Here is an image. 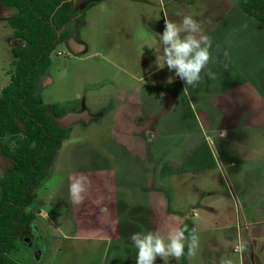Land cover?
I'll return each instance as SVG.
<instances>
[{
    "label": "rangeland",
    "instance_id": "obj_1",
    "mask_svg": "<svg viewBox=\"0 0 264 264\" xmlns=\"http://www.w3.org/2000/svg\"><path fill=\"white\" fill-rule=\"evenodd\" d=\"M94 2L73 0L74 19L62 30L69 32L67 40L52 53L51 67L39 81L38 92L45 104H59L67 109L69 117L82 118L72 123L65 119L66 115L53 118L56 124H71L72 133L56 153L30 207L37 211L36 220L42 224V230L65 252L63 257H52L51 263L47 259L46 264H135L136 249L132 247L134 253L130 256L129 246L123 244V239L128 240L124 235L129 236V223L125 221L116 224L123 233L119 235L121 246L117 244L120 248L90 243L97 242H92L95 236L109 237L110 243L118 234V230H107L110 221L100 207L112 199L137 201L143 188L150 190L152 201L173 199L172 206L181 209L182 219H188L197 231L199 247L194 255H188L187 264H221L222 260L242 264L241 256H246L248 264H264V239L255 237L260 234L258 227H264L262 223L247 225L248 243L243 242L242 253L236 251L245 232L244 221L264 218V156L258 167L248 161L249 164L227 168L224 159L233 157L239 162L235 146H240L238 142L247 131L236 136L223 130L226 124L221 115L217 120L222 124L212 116L222 112V108L217 112L211 110L216 106L213 101L218 91L245 81L260 88L264 97V25L242 12L238 15L240 20L222 15L227 18L222 19V24L231 23L229 27L223 24L214 28L211 40L217 43L215 57L201 73L203 79L199 84L188 86L184 92L185 84L174 70L166 65L158 68L157 64L164 61L159 33L166 19L179 21L189 14L207 34L210 21L221 19L212 12L208 15L205 0L184 9L176 5L188 0L175 5L167 0H105L88 10ZM101 8L106 10L104 14ZM10 16L12 13H0V95L14 70L11 49L26 45L15 37L9 25ZM142 57L146 61L136 63ZM208 68L219 76L209 78ZM147 73L146 78L140 79ZM169 78L172 83H168ZM255 132L263 141L261 147L264 129ZM196 152L203 155L194 157ZM202 162H216L215 168L201 170L205 167ZM164 164H168L169 170H193V174L160 176ZM14 167L15 163L0 154V177ZM80 174L88 178L89 184L84 199L77 203L70 196L69 185ZM100 184L106 190L102 199L98 192ZM112 186L122 190L109 192ZM52 217L62 227L61 233L48 223ZM83 217L80 222L78 219ZM144 223L143 229L134 232L158 230L167 236L174 228L167 217ZM236 229L241 233L237 234ZM63 232L70 236L68 240ZM78 234L86 237L77 241ZM21 241L13 257L20 264H33L30 237L24 236ZM156 264L183 263L181 258L167 257L157 258Z\"/></svg>",
    "mask_w": 264,
    "mask_h": 264
},
{
    "label": "trees",
    "instance_id": "obj_2",
    "mask_svg": "<svg viewBox=\"0 0 264 264\" xmlns=\"http://www.w3.org/2000/svg\"><path fill=\"white\" fill-rule=\"evenodd\" d=\"M18 11L9 19L14 35L26 43L11 49L14 70L10 83L0 95V154L15 163L0 177V264H19L13 257L20 238L30 234L37 211L30 207L37 190L44 183L56 153L68 140L72 126L60 127L53 118H63L67 109L59 104L47 105L39 95V81L51 67V55L68 37L62 31L70 21L72 0H0ZM248 18L264 25V0H237ZM194 153L193 156H202ZM212 166L202 162V167ZM168 169L164 164L160 176L184 170ZM177 171V172H176ZM193 231L189 221L181 228ZM185 246L182 263L187 264Z\"/></svg>",
    "mask_w": 264,
    "mask_h": 264
},
{
    "label": "crops",
    "instance_id": "obj_3",
    "mask_svg": "<svg viewBox=\"0 0 264 264\" xmlns=\"http://www.w3.org/2000/svg\"><path fill=\"white\" fill-rule=\"evenodd\" d=\"M95 1L96 2L90 4V6L87 7L88 10L97 4L98 5L102 4L105 0H95ZM167 1L169 3H173L175 5V3H179L181 0H170V1L167 0ZM197 1L198 0H188L187 3H181L180 5H176V7L178 6L179 9L180 8L184 9V8L191 7V6H197ZM205 2H206L205 8H207L209 11L208 15L212 12V14L218 16V19H221L220 21H218V20L217 21H215V20L210 21V30H206V31H208L207 34L210 37L213 34L215 27L222 26L223 24L226 25L227 27H229V23H231V22L223 23V24L221 23L222 19H224L222 15L226 16L227 18H228V16H232V19L237 18L240 20L238 15L242 11L240 10V8L238 6H236L237 0H205ZM0 7H1V9H8L9 6H5L0 2ZM100 11L103 14L106 12V10H104L103 8H101ZM12 14H14V13L12 12ZM227 18L224 19V21H226ZM73 19H74V17H71V20L66 24V27L68 25H70V23ZM82 20L86 21L83 18H82ZM239 20H238V22H239ZM201 26H202V24H201ZM216 44L217 43L213 42V40H212L211 54H212L213 58L215 57V46H216ZM146 59L147 58L142 57V59L139 60L138 62L136 61V63L144 62V61H146ZM209 71H211L212 73H215L210 68H208V72ZM138 76H141V74H138ZM147 76H148V73L145 74V76L141 77L140 79H144ZM218 76H219V74L215 75V77H218ZM261 95L262 94H261L260 88H256L254 84L249 83L247 81H245L244 84L242 82L241 85L239 84L238 86L231 87L228 90L223 89L221 91H218V93L215 94V97H214L215 99L213 102L216 104V106L211 110L214 112H217L219 110V107H220V108H222V112L213 113L212 116L217 117L216 118V120H217L218 115L219 114L221 115V120L223 121V124H226V126L223 130L227 129L228 132H232V133L236 134V136L242 130L247 131V133L245 132L246 134L243 135L242 138L238 142V145H240V146L239 147L235 146V148L237 149V152H239V157H238L239 162H236V160H235L236 158H233V157L228 158L229 160H225L223 158L225 161L224 164L226 165L227 168L233 169L236 167L237 164H242V165L245 164L246 165V164H249L248 161H253V164L256 167H258L260 165V160H261L262 156H264V150L262 151L264 145L260 147V144H262L263 141H259L260 135L257 134L255 131L260 129V128L264 129V97ZM210 103H212V102H210ZM242 110H243V112H242ZM122 116H123V114H122ZM217 121L219 122V124L220 123L222 124L221 121H219V120H217ZM225 131H223L224 136L226 135ZM253 133H254V136H252ZM252 137H255V140L251 141L250 139ZM235 139H237V138H234L232 140H235ZM117 142H118V140H116V143ZM131 149H132V145H131ZM122 150L125 151V148L123 147ZM132 151H133V149H132ZM133 154H134V152H133ZM220 163L224 167L223 162L220 161ZM215 164H216V162L214 163V165L204 167L201 170L212 171L215 168L214 167ZM128 168H130V167H128ZM196 170H198V169H196ZM192 171L193 170L180 172V173H176V175H180V176L184 175L185 176V174H187V173L193 174ZM118 190H122V189L118 188V187L116 188V186H112V189H108L109 192L118 191ZM149 191H146V189L143 188L142 193L139 194V196H142L143 198L141 197V199H138L137 201H134V200L113 201V199H112V201H109L104 206H101L100 212L106 213L107 217L109 218V221H110V226L107 230L108 231L118 230V234L113 236V241H111L110 243H108V241L110 240L109 237H105V236L104 237H102V236L92 237V242H94V241H97V242H94L96 244H94V243H90V244H92L94 246L98 245L101 247L105 246V248H107L109 246L110 249L112 247H114L112 249L120 248L117 246V244L120 245L119 240H122L123 233L119 232V227L116 224L123 223L124 221L129 223L127 226L128 234L134 232L137 229L140 230L141 227L143 229L145 227L144 222L146 220H149V219L156 220V218H162V219H164V218L166 219V217L170 218L171 222H173V224H174V228L175 227L181 228L182 225L184 224V222L189 221L188 219H184V220L182 219L183 214L181 212V209H175L172 206L173 199L170 201L168 199L163 200V198H160V200L155 199L154 201H152ZM98 192L100 193V195H99L100 199H102L106 195V190L102 184H100L98 186ZM145 192H146V198H144ZM72 207H74V204ZM44 215H46V213H44ZM156 216H158V217H156ZM60 219L62 220V218H60ZM84 219H85V217L78 219V220L81 222ZM91 219L92 218L90 217V220ZM177 219H178V221H177ZM255 221H252V219H248L247 221H244V223H243L244 227L243 228H244L245 232L241 235L242 236L240 238L241 242H245V243L247 242L248 243L247 225L249 223H262L264 225V218L259 219V220H255ZM57 222L58 221H56L52 217V219L51 218L49 219L48 223L52 227H54L55 231L59 230V232L61 233L63 229L60 225H58ZM177 222H178V226H177ZM40 225H42L40 223V221L36 220L32 226L31 233L24 235V236H26V239H27V236H29L31 241H32L33 246H31V259H32L33 264H46L47 259H49V258H50V263H51L52 257L60 256V255H62V257H63L64 253H65L64 249H62L60 245H54L53 244L51 236L47 235L46 231L42 230L43 226H40ZM45 225H46V227H48L47 226L48 224L45 223ZM192 228H193V225H192ZM240 229H242V228H240ZM240 229L239 230L236 229L237 234L239 232L241 233L242 230H240ZM258 229H260L259 230L260 234H256L255 237L260 238V239H264V227H262V225H261V227H258ZM193 230H195V229L193 228ZM148 231H151V230H148ZM49 233H52V232H49ZM196 233H197V231H196ZM62 234H63L64 239L68 240L70 238V236H68L66 232H63ZM119 235H122V236H119ZM24 236H22L20 238L19 243L22 242L21 239ZM185 236H187V235L185 234ZM85 237L86 236L81 235V234L75 235V238H77V241H78V239H82ZM124 237L128 238V236L126 234L124 235ZM188 237L190 238V236H188ZM102 241H105L106 243L103 244ZM123 244H125L126 246H129L130 251L128 250L127 253L130 254V256H131L134 253V248H132L133 246H132L131 242L129 240L123 239ZM110 245H114V246H110ZM18 249L19 248H17L16 251ZM226 249H230V248H226ZM95 250H97V249H95ZM188 255H189V252L187 251L186 262L188 261ZM78 257H80V256L78 255ZM241 258H243L242 264H248V262L246 263V261H248L246 259V256H241ZM181 260H182V257H181ZM262 263H264V260H262Z\"/></svg>",
    "mask_w": 264,
    "mask_h": 264
},
{
    "label": "clouds",
    "instance_id": "obj_4",
    "mask_svg": "<svg viewBox=\"0 0 264 264\" xmlns=\"http://www.w3.org/2000/svg\"><path fill=\"white\" fill-rule=\"evenodd\" d=\"M163 45V63L157 64L158 68L174 70L175 76L185 84L183 89L187 92L188 86H197L203 79L201 73L212 60L211 37L204 33L200 22L192 15H185L179 21L166 19L162 33H159ZM209 78H215V73L209 71ZM168 83H172L169 78ZM165 93H160L163 99ZM226 134V133H225ZM88 178L83 174L73 177L69 185L71 198L79 203L84 199L88 190ZM187 228H171L167 236L158 230L132 232L128 240L136 249L135 264H156L157 258L173 257L179 260L184 255L187 242L188 252L194 255L199 247V237L195 230L190 238L185 236ZM244 243L237 245L236 251L243 252ZM221 264H231L230 260H222Z\"/></svg>",
    "mask_w": 264,
    "mask_h": 264
},
{
    "label": "flooded vegetation",
    "instance_id": "obj_5",
    "mask_svg": "<svg viewBox=\"0 0 264 264\" xmlns=\"http://www.w3.org/2000/svg\"><path fill=\"white\" fill-rule=\"evenodd\" d=\"M72 1H73V0H72ZM73 7H74V3H73ZM0 8H1V7H0ZM12 8H15V7H13V6H9L8 9H10V10H8V9H1V10H0L1 16H4V14H5L6 12H8V13H12V12H13V13L16 15L18 11H12ZM15 9H16V8H15ZM3 12H5V13H3ZM14 14H12V16H10V17H13ZM70 20H71V18H70ZM65 26H66V25H65ZM65 26H64V27H65ZM64 27H63V28H64ZM66 40H67V39H65L64 41H66Z\"/></svg>",
    "mask_w": 264,
    "mask_h": 264
},
{
    "label": "water",
    "instance_id": "obj_6",
    "mask_svg": "<svg viewBox=\"0 0 264 264\" xmlns=\"http://www.w3.org/2000/svg\"><path fill=\"white\" fill-rule=\"evenodd\" d=\"M66 116H67V117H66ZM66 116H65V117H66L65 119H67V121H71V123H72V122H75L77 119H80V120L82 119L81 116H78V117H77V116H75V117H69L68 115H66ZM63 118H64V117H63ZM69 125H70V124H69ZM63 126H67V125H63V124L61 123V124H60V127H63Z\"/></svg>",
    "mask_w": 264,
    "mask_h": 264
}]
</instances>
